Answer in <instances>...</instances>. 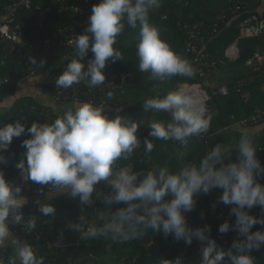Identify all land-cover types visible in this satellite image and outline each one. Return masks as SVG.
Masks as SVG:
<instances>
[{
    "label": "clouds",
    "instance_id": "clouds-1",
    "mask_svg": "<svg viewBox=\"0 0 264 264\" xmlns=\"http://www.w3.org/2000/svg\"><path fill=\"white\" fill-rule=\"evenodd\" d=\"M162 4L163 0H98L87 27L70 41L75 55L55 78L56 88L106 85L107 64L124 58L117 43L126 28L139 29L138 69L148 74V80L164 83L177 76L195 77L192 61L151 22V14ZM89 51L93 55L85 64ZM31 62L43 68L47 61L33 57ZM107 97L112 99L113 92L109 90ZM143 110L151 112V119H134L120 107L111 115L109 105L85 101L67 107L52 121H34L31 126L23 117L8 123L0 120V165L9 163L6 153L14 138L27 137L15 164L19 182L10 180L0 167V264H46L38 247L13 231L20 226L32 234L39 222L37 215L25 216L22 211L29 203L23 195L26 184L40 186L33 203L42 216H56L50 202L54 196L78 198L81 213L66 227L82 241L105 239L125 245L147 233L162 234L188 246L200 242L198 264H257L252 253L264 248V163L257 155L261 147L256 133L244 129L194 155V146L211 136L217 115L202 94L169 90L144 99ZM145 122L150 131L142 140L139 129ZM159 152L166 153L164 159H156ZM137 157L147 161V169L134 168ZM214 189L222 193L212 208L231 206L229 214L235 218L218 227L221 235L237 233L228 248L212 237L211 225L188 223L197 197ZM97 202L103 207L95 208ZM254 208L259 214H253ZM163 264L186 261L180 255Z\"/></svg>",
    "mask_w": 264,
    "mask_h": 264
},
{
    "label": "trees",
    "instance_id": "trees-1",
    "mask_svg": "<svg viewBox=\"0 0 264 264\" xmlns=\"http://www.w3.org/2000/svg\"><path fill=\"white\" fill-rule=\"evenodd\" d=\"M84 0H69L71 3L79 4ZM239 0H163L162 7L151 14V22L154 23L161 31L162 36L173 46V48L183 57L185 56V42L188 37V28L204 21L208 23L216 20L221 14H226L224 21H221L217 31L207 35L205 51L209 52L216 60L217 67L213 77L204 82L197 74L193 78L174 77L164 83L148 80V74L142 73L138 69V57L136 56V44L138 42L139 29L133 30L126 28L120 37L117 47L121 50L123 57L115 63L109 62V66L116 69H125L129 72L126 83V92L119 105L123 113L130 115L134 119H151V112L145 113L143 110V100L154 95H163L169 90L178 89L179 85L204 83L207 91L210 93V99L207 102L209 110H214L217 115L212 123L211 136L205 138L202 145H195L193 154L199 155L203 147L222 142L224 137L236 136L240 131L249 129L256 133L257 141L261 147L257 155L264 163V126H241L238 124V130L234 125L241 119L251 115L258 107L264 106V0H243L245 6L234 14L236 2ZM93 5L98 0H91ZM257 14L263 21V32L253 38L240 37V23L251 14ZM205 32L203 29L202 33ZM238 42L240 48V57L236 60H230L226 57L225 52L229 45ZM263 54L261 58L256 57L257 53ZM56 54H61L60 50ZM192 56H188L191 59ZM247 79L245 85L239 90L237 84L240 79ZM20 76L13 79V85L9 91L0 95V103L9 97H13L12 105L3 112H0V118L13 122V117L23 116L20 108L28 104V97L25 94H19ZM222 84L229 87L228 94L215 93V88ZM186 89V88H185ZM195 89V88H191ZM21 90V89H20ZM48 92V90L46 89ZM249 92L246 97L245 92ZM116 107L110 106L109 113L115 114ZM160 117L167 118L165 114H159ZM39 118V117H38ZM150 129L147 123L141 124L139 129L140 138L143 140L148 137ZM223 136V137H222ZM27 138L22 136L14 138L6 155L10 157L7 165H0L4 168L6 176L14 182H19L20 172L16 169L15 164L21 158L25 151L21 147L22 140ZM156 155L157 160L164 159L166 153L159 152ZM235 158V153L233 154ZM134 168L137 170L147 169V161L137 157L134 159ZM264 182V181H262ZM40 186L30 184L29 188H24L23 195L27 197H37ZM47 191V189H45ZM221 189H214L207 195L201 194L197 197L195 209L187 214L188 223L192 226H201L209 224L212 227V237L224 248L230 247L237 233L229 232L226 234L227 243L218 240L217 235L219 221L218 214L226 220L234 222L235 218L230 216V207L218 204L215 209L212 208L214 202L221 195ZM41 199L43 197L41 196ZM56 206L57 214L53 217H46L39 214L36 205L31 202L25 207H32L33 211L29 215L35 214L39 217L37 230L43 235L53 238L56 234L60 235V240L75 242L74 246H68L65 250L57 254L50 249H41V254L46 257V264H115L119 259L126 255H138L140 264H163V261L183 255L185 261L196 259L198 264L200 258L201 243L193 241L191 246L186 245L183 241H176L173 237L165 238L162 234H145L153 239L149 246L142 244L138 240L130 241L127 244L112 243L110 240H84L82 241L78 234L70 231L66 224L69 221H75L81 213V206L78 198L71 199L67 195H56L50 201ZM95 208L103 207L97 202ZM260 209H252L253 214H259ZM204 218L201 219V214ZM16 228V227H15ZM14 228V229H15ZM255 230V229H254ZM257 259V264H264V248L252 253Z\"/></svg>",
    "mask_w": 264,
    "mask_h": 264
},
{
    "label": "built area",
    "instance_id": "built-area-1",
    "mask_svg": "<svg viewBox=\"0 0 264 264\" xmlns=\"http://www.w3.org/2000/svg\"><path fill=\"white\" fill-rule=\"evenodd\" d=\"M93 3L91 0H84L76 4L69 0H0V95L9 91L13 85V79L20 76L19 86L21 89L29 90L30 85L34 86L36 95L26 93L28 104L20 108L23 116L13 117V121L19 118L27 120L28 126L34 121L43 123L52 121L57 115H61L67 107L57 110L53 107V102L65 104H80L85 101H94L98 104H106L113 107H119L125 92L129 72L125 69H116L109 66L104 69L107 79L106 85L92 88L84 83L74 85L70 89H57L55 78L64 70L69 59L74 58V47L70 41L79 33L83 32L88 25V18L91 15ZM245 6L243 0L236 2L234 14ZM226 14L219 15L216 20L208 23L198 22L193 28H188V37L185 42V58L192 56V61L196 74L200 78L208 80L213 77L217 67V60L207 51H205L207 35L212 34L219 28L221 21H224ZM203 29L205 32L202 33ZM263 32V21L259 15L253 13L240 23V37L253 38ZM60 50L61 54H56ZM89 51L84 58L85 64L92 58ZM225 55L230 60H236L240 57V48L238 42H234L226 49ZM262 55H258L261 58ZM35 57L37 61L44 59L46 64L43 68L33 65L31 58ZM108 65V64H107ZM37 78L40 90L36 89L35 82H29ZM247 79H240L237 87L239 90L245 85ZM29 82V83H28ZM29 86L25 87L26 84ZM206 83V82H205ZM207 84V83H206ZM182 89L198 88L202 92L206 106L210 99V93L207 91L205 84H184L179 85ZM178 88V89H179ZM48 90V92L46 91ZM113 92L112 99H108L107 92ZM19 91V90H18ZM215 93L228 94L229 87L222 84L215 88ZM39 95V96H38ZM245 96L249 92L244 93ZM39 117V118H38ZM3 120L4 123L10 122V119ZM241 126H264V106L258 107L251 115L241 119L238 122ZM211 148V145H207ZM26 184L24 188H29ZM25 216L33 211V208L24 207L22 210ZM219 225L226 219L218 214ZM218 225V226H219ZM16 232L35 244L39 251L41 249L51 250L57 254L65 250L68 246H74L72 240L62 241L60 235L56 234L53 238L43 235L39 230L32 234H26L20 226L15 228ZM146 236V235H145ZM148 237V236H147ZM149 238L147 245L153 243ZM218 240L227 243L226 234L217 235ZM196 259L186 260V264H195ZM115 264H140L138 255H126L119 259Z\"/></svg>",
    "mask_w": 264,
    "mask_h": 264
},
{
    "label": "crops",
    "instance_id": "crops-1",
    "mask_svg": "<svg viewBox=\"0 0 264 264\" xmlns=\"http://www.w3.org/2000/svg\"><path fill=\"white\" fill-rule=\"evenodd\" d=\"M258 55H262L261 53H257L256 57H258ZM259 58V57H258ZM29 83V82H28ZM39 96V95H38ZM247 97V96H246ZM12 104H0V112L6 111ZM53 107H55L57 110L62 109L63 107H67V106H74V105H78V104H65V103H61V102H53ZM239 123H236V125H234L235 130L240 129L238 126ZM240 125V124H239ZM251 129L255 130L256 128L250 127ZM249 128V129H250ZM29 203L33 202L35 200V197L29 196ZM13 231L15 232L16 235L20 236L15 229H13ZM21 237V236H20ZM22 239H24L23 237H21ZM26 240V239H25ZM28 241V240H27Z\"/></svg>",
    "mask_w": 264,
    "mask_h": 264
},
{
    "label": "rangeland",
    "instance_id": "rangeland-1",
    "mask_svg": "<svg viewBox=\"0 0 264 264\" xmlns=\"http://www.w3.org/2000/svg\"><path fill=\"white\" fill-rule=\"evenodd\" d=\"M29 82H35L36 83V89H38V90H40V85L38 84V79L37 78H35V79H33V80H30ZM208 85H210L209 83H207ZM27 86H29V84L27 83L26 85H25V87H27ZM24 87L23 86H21L20 85V87H19V94H26V93H33V94H35L36 95V92H35V89H34V86L33 85H30V88L31 89H29V90H20V89H23ZM37 96V95H36ZM13 101H14V98L13 97H9V98H7L6 100H4L2 103H0V104H12L13 103ZM67 107H69V106H67ZM1 109V108H0Z\"/></svg>",
    "mask_w": 264,
    "mask_h": 264
},
{
    "label": "water",
    "instance_id": "water-1",
    "mask_svg": "<svg viewBox=\"0 0 264 264\" xmlns=\"http://www.w3.org/2000/svg\"><path fill=\"white\" fill-rule=\"evenodd\" d=\"M139 242L142 244H147L149 242V238L144 235L141 239H139Z\"/></svg>",
    "mask_w": 264,
    "mask_h": 264
},
{
    "label": "bare ground",
    "instance_id": "bare-ground-1",
    "mask_svg": "<svg viewBox=\"0 0 264 264\" xmlns=\"http://www.w3.org/2000/svg\"><path fill=\"white\" fill-rule=\"evenodd\" d=\"M192 90H195L196 92H198V93L202 94V92H201V91H199V90H198V88H195V89H192ZM202 96H203V95H202Z\"/></svg>",
    "mask_w": 264,
    "mask_h": 264
}]
</instances>
